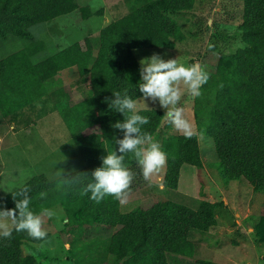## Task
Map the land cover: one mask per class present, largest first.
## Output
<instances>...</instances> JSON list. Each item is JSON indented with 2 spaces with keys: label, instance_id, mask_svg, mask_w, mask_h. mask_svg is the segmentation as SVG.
Masks as SVG:
<instances>
[{
  "label": "trees",
  "instance_id": "obj_1",
  "mask_svg": "<svg viewBox=\"0 0 264 264\" xmlns=\"http://www.w3.org/2000/svg\"><path fill=\"white\" fill-rule=\"evenodd\" d=\"M195 1L129 0L128 12L100 31L96 52L87 38L40 58L46 42L36 38L33 26L72 12H78L80 19L97 13L80 0H0V40L18 37L26 41L20 50L0 59V123L45 96L46 81L61 70L77 68L76 86L84 88L77 101L73 95L77 88L60 87L50 93L83 166L57 179L35 175L22 185L30 188V207L35 213L56 205L65 212L64 234L74 264H109L112 259L123 264H216L192 257L195 249L189 237L192 231L205 232L216 224L220 203L203 200L192 208L162 200L123 212L121 203L111 197L97 204L90 193L81 195L92 171L102 166V157L118 148L114 137L123 138L112 127L123 121L122 114L109 108L113 93L123 95L127 90L133 99L142 95L138 88L141 65L133 51L172 48L182 41L184 36L170 14L193 10ZM234 1L243 9L237 28L241 45L225 56L216 50L204 54V58L209 54L215 58L207 63L212 70L206 65L210 78L202 86V96L195 98V118L199 132L214 140L223 177L244 178L254 191L264 193V0ZM139 114L149 118L142 130L153 136L164 112L153 108ZM161 150L167 154L166 188L178 187L183 165L203 166L198 137H166ZM125 165L135 173L130 195L146 181L133 154L126 156ZM77 173H82V184L65 183ZM19 188L5 194L8 209L15 208L12 193ZM41 192L46 198H40ZM257 231L264 242V214ZM36 241L26 232L15 231L11 240L0 238V264H36L22 250L23 243Z\"/></svg>",
  "mask_w": 264,
  "mask_h": 264
},
{
  "label": "rangeland",
  "instance_id": "obj_2",
  "mask_svg": "<svg viewBox=\"0 0 264 264\" xmlns=\"http://www.w3.org/2000/svg\"><path fill=\"white\" fill-rule=\"evenodd\" d=\"M128 1L80 0L81 4H88L97 14L80 19L78 12H72L59 16L52 23L33 26L32 32L36 38L46 42V48L38 57L51 55L87 38L96 52L100 31L128 12ZM170 15L177 21L184 36L182 41L176 42L172 48L135 49L133 52L139 63L158 54L165 60L177 59L185 66L200 63L210 71L213 66L209 68L211 65L207 63L215 57L209 54L206 56L210 58H204L207 51L216 50L225 56L241 45L237 28L242 23L243 9L238 1L196 0L193 10L174 11ZM217 28L222 36L216 34ZM25 43L18 37L0 40V59L20 50ZM67 71L68 75L73 73L76 78L79 77L77 68ZM72 81L66 79L64 74L50 78L45 83V96L6 116L0 123V137L4 136L3 141L0 140V210L8 209L5 194L16 190L31 177L46 174L57 179L83 166L72 135L50 94ZM82 88L79 87L78 92H82ZM81 98V94L75 97L76 101ZM145 102L148 108L141 102V109L155 108L164 112L158 101ZM180 106L184 108L186 118L198 129L195 99L186 94ZM11 124L14 125L12 129ZM172 135L181 134L164 118L153 137L161 148L163 140ZM198 141L203 161L201 168L183 165L178 187L170 189L164 185L160 187L165 166L150 182L146 181L140 189L130 194L127 203L121 204V210L128 212L137 207L148 208L162 200H172L192 208H197L203 200L218 202L221 208L216 212V224L205 232H191L189 241L195 249L192 257L216 264H264V242L257 231L264 214V193L254 191L251 183L244 178L226 180L217 166L219 158L214 140L202 134L198 136ZM50 210L55 216L45 218L47 240L25 242L22 250L32 255L36 264H74L64 234L65 212L57 205ZM109 264H123V261L112 259Z\"/></svg>",
  "mask_w": 264,
  "mask_h": 264
},
{
  "label": "clouds",
  "instance_id": "obj_3",
  "mask_svg": "<svg viewBox=\"0 0 264 264\" xmlns=\"http://www.w3.org/2000/svg\"><path fill=\"white\" fill-rule=\"evenodd\" d=\"M141 82L138 84L140 98L133 99L125 93L114 92L115 97L109 103V108L122 114L123 121L112 125L123 133V138L114 137L118 148L102 157V166L91 173L90 181L82 188L81 195H88L97 204L108 197L121 204H126L135 179V173L126 165L128 154H133L138 166L142 170L145 181H151L166 166L167 154L161 150L158 142L151 133L143 131V126L150 123L147 116H142L139 105L145 101H158L164 110L165 121L182 134L186 139L202 136L195 125L186 118L185 110L181 107L184 95L193 99L202 96V86L205 85L210 73L200 63L185 66L178 63L177 59L165 60L158 54L144 58L140 61ZM183 86V87H182ZM82 173L69 176L65 183L69 185L82 184ZM87 175L88 174H84ZM151 186V183H149ZM163 188V184L160 185ZM30 188L26 185L12 193L15 208L0 210V238L11 240L13 232H26L35 240L46 241L45 218L51 219L55 213L42 209L40 214L35 213L30 207L32 198ZM46 193L41 192L40 198H46Z\"/></svg>",
  "mask_w": 264,
  "mask_h": 264
},
{
  "label": "crops",
  "instance_id": "obj_4",
  "mask_svg": "<svg viewBox=\"0 0 264 264\" xmlns=\"http://www.w3.org/2000/svg\"><path fill=\"white\" fill-rule=\"evenodd\" d=\"M58 74H64V77H65L66 79L69 80V78H70V79L73 80L71 83H69V84H67L66 86H63V87H67V88H69V89H76V88H77V86H76V81H78L79 78H76V76H75L73 73H71V75H68V71H67V69H65V70H61ZM83 85L85 86L86 83L84 82ZM81 88H82V87H81ZM81 90L83 91L84 88H82ZM79 92H80V93H79ZM79 92H78V88H77V89L74 91L73 95H75V97H76V96L80 97V94H81V97H82V92H81V91H79ZM55 107H56V106H55ZM56 110H57V109H56ZM3 121H4V119H3ZM13 126H14V125L11 124V125H10V128H11V129L14 128ZM3 139H4V136H3V137H0V140L3 141ZM69 156H70V155H69ZM66 157H68V155H66Z\"/></svg>",
  "mask_w": 264,
  "mask_h": 264
}]
</instances>
